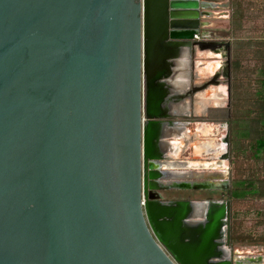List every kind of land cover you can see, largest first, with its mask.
Instances as JSON below:
<instances>
[{
	"label": "water",
	"instance_id": "1",
	"mask_svg": "<svg viewBox=\"0 0 264 264\" xmlns=\"http://www.w3.org/2000/svg\"><path fill=\"white\" fill-rule=\"evenodd\" d=\"M215 6L0 0V264H264L232 251L229 197L166 196L230 186L228 129L221 154L197 141L206 165L176 156L204 123L198 84L176 90L195 54L230 104Z\"/></svg>",
	"mask_w": 264,
	"mask_h": 264
},
{
	"label": "trees",
	"instance_id": "2",
	"mask_svg": "<svg viewBox=\"0 0 264 264\" xmlns=\"http://www.w3.org/2000/svg\"><path fill=\"white\" fill-rule=\"evenodd\" d=\"M229 7L232 42L228 122L232 168L228 193L233 210L230 235L234 240L240 234H251L240 230L238 203L244 200L249 208V204L264 201V0H230ZM247 20L253 21L251 27H245ZM250 209L257 213L253 229L264 234V205ZM258 239L264 240V235Z\"/></svg>",
	"mask_w": 264,
	"mask_h": 264
},
{
	"label": "crops",
	"instance_id": "3",
	"mask_svg": "<svg viewBox=\"0 0 264 264\" xmlns=\"http://www.w3.org/2000/svg\"><path fill=\"white\" fill-rule=\"evenodd\" d=\"M211 1L216 3V6L212 8L213 14H212V16L209 17L210 25L207 27V30L209 31V37H211V38H224L219 33L215 32V29H213V28H214V26H216V24H214L212 21L214 15L218 12L215 8L218 5H221L223 3V0H211ZM216 59H217V56L212 55V54H206L205 56L203 54L201 56L200 55L196 56V54H195L192 57V60L194 62V69L193 68L191 69V72L193 73V77H191L189 75L191 77L190 78L191 80H189L185 76H181V77L177 76V80H176L177 89L176 90H178L180 92H185V91H187L188 88H190V86H192V84H198V83H200V81L202 79H208L209 68H210V66H212V60H216ZM210 88L212 91L209 92L208 94L213 97V100L210 103H213V101H214L213 105H215L218 108H221V106L223 105V101H224V91H223V88H221V84H216L212 87L210 86ZM197 95H198V91L192 92V96H197ZM199 108H200L199 106L194 105L195 112L198 111ZM182 111H184V108H182ZM212 123H213V126L216 127V129L218 130V133L220 132V134H221L219 121H215V122L205 121L204 123H197V122L189 123L187 125L188 126L187 129H190L191 127H193L195 129L193 140L189 139V142L193 141L194 144H191L190 147L187 146L185 148V150L179 149L178 152L176 153L177 158H181V159L185 158L187 161H189V164L190 163H198V162L200 163L199 159H197V157H195L201 153V148L199 145H197V141L203 140V142L215 144V142L217 141V138L219 136V134H217V132H210V127H211ZM189 134H190V132H189ZM197 137H199V138H197ZM180 140H181V138H177V142L180 143ZM215 198H218V197H215Z\"/></svg>",
	"mask_w": 264,
	"mask_h": 264
},
{
	"label": "rangeland",
	"instance_id": "4",
	"mask_svg": "<svg viewBox=\"0 0 264 264\" xmlns=\"http://www.w3.org/2000/svg\"><path fill=\"white\" fill-rule=\"evenodd\" d=\"M229 3L230 0H223V3ZM221 4L218 5L215 9L218 11L214 17H213V23L216 24V26H214L213 29H215V32L219 33L222 37L224 38H228L230 39V42H232V37L229 34V29H230V24H229V19H230V7L229 4ZM254 17V16H252ZM248 21V20H247ZM253 24L252 20H249L248 22L245 23V27H251ZM214 104V101H213ZM198 112V111H196ZM214 132H217V134H220V132L218 133V130L214 129ZM229 156H230V152H229ZM228 168H229V179L231 178V168L232 165L230 163H228ZM230 183V180H229ZM184 191H172L170 190L169 192H166V196H172L175 195L177 196V194H186L188 193V191H185V189H182ZM190 192V191H189ZM201 194V196H204L203 198H206L205 196L208 197H219L221 196V192L219 190H200L198 192H195V194ZM223 197H229L227 195V193H225L224 190V195ZM243 202H239L238 203V214L239 217H241L242 220V226L241 229L242 231H246L247 233H251V234H240L239 237L237 239L231 240V246L234 250H238L240 252V254H248V253H256L257 249H262V254L264 256V240L258 239L261 235L264 234H259L261 233L260 230L258 229H253V224H254V218L256 217L255 211L253 209H250V207L253 206H262L264 205V201H256V205H250L249 204V208H247L248 205H246L244 203V200H242ZM233 206L237 207L236 205L233 204ZM232 203H231V215H232ZM255 231L257 234H255ZM254 232V234L252 233ZM246 236H250L251 238H248Z\"/></svg>",
	"mask_w": 264,
	"mask_h": 264
},
{
	"label": "flooded vegetation",
	"instance_id": "5",
	"mask_svg": "<svg viewBox=\"0 0 264 264\" xmlns=\"http://www.w3.org/2000/svg\"><path fill=\"white\" fill-rule=\"evenodd\" d=\"M190 76L193 77V73L192 72L190 73ZM206 80L207 79H202L200 81V83H198V85H197V86H199V88L197 89L198 95L191 97L190 110L192 111L193 115H197L195 117L196 120H200V121L202 120L203 122H205V121H208V122L219 121L221 134H219L218 138H219V141H220V137L223 136V134L225 133V131H227V129L229 130L228 106L226 105V100L223 101V105L221 106V108L216 107L215 105H213V103L210 104V106L212 105L211 107L208 106V102L210 103L212 101V98H210L208 100V97L211 96L208 93L211 92L212 90H211L210 86H204V82ZM223 81H224V78H222V83H221V88H223V91H224V84H223L224 82ZM194 105H197V106L200 107L197 113L194 110ZM214 129H215V127L213 126V123H212V125L210 127V132H214ZM221 142L222 141H220L219 148L217 150L213 149L214 153L221 154L223 152L222 143ZM205 153L206 154H211V152H208V149H205ZM229 160L230 159L228 158V162H229ZM200 190H205V189H194V188L185 189V191H188V193H186V194L180 193V194H177V196L203 198L204 196H201V194H199V193L195 194V192H198ZM206 190H210V189H206ZM211 190H219L221 192V194H222L219 197H223V195H224V189H211ZM228 190L229 189H225V193H227V195L229 196ZM172 191H184V190L179 189V190H172ZM205 197H208V196H205ZM232 251H235L236 253L240 254V252L238 250H234L233 248H232ZM261 254H262V249H257L256 253H248L246 255H249L251 257L252 256L255 257V256L261 255ZM263 259H264V256H263Z\"/></svg>",
	"mask_w": 264,
	"mask_h": 264
},
{
	"label": "bare ground",
	"instance_id": "6",
	"mask_svg": "<svg viewBox=\"0 0 264 264\" xmlns=\"http://www.w3.org/2000/svg\"><path fill=\"white\" fill-rule=\"evenodd\" d=\"M223 4H226V3H223ZM200 163L203 164V165H206L207 164L206 161H201ZM200 163L198 162V163H190V164H192L193 166H196V165H199Z\"/></svg>",
	"mask_w": 264,
	"mask_h": 264
}]
</instances>
